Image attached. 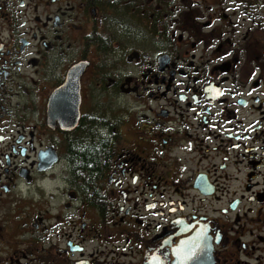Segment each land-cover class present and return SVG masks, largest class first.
<instances>
[{
  "label": "flooded vegetation",
  "instance_id": "af4514ba",
  "mask_svg": "<svg viewBox=\"0 0 264 264\" xmlns=\"http://www.w3.org/2000/svg\"><path fill=\"white\" fill-rule=\"evenodd\" d=\"M0 264H264V0H0Z\"/></svg>",
  "mask_w": 264,
  "mask_h": 264
},
{
  "label": "trees",
  "instance_id": "16d2710c",
  "mask_svg": "<svg viewBox=\"0 0 264 264\" xmlns=\"http://www.w3.org/2000/svg\"><path fill=\"white\" fill-rule=\"evenodd\" d=\"M89 156H91V155H89ZM89 156H88V157H89ZM92 156H93V161L95 160V161H94V164L97 165L99 154H97V153H93ZM98 164H99V163H98Z\"/></svg>",
  "mask_w": 264,
  "mask_h": 264
},
{
  "label": "water",
  "instance_id": "95a60500",
  "mask_svg": "<svg viewBox=\"0 0 264 264\" xmlns=\"http://www.w3.org/2000/svg\"><path fill=\"white\" fill-rule=\"evenodd\" d=\"M62 90V89H61Z\"/></svg>",
  "mask_w": 264,
  "mask_h": 264
}]
</instances>
